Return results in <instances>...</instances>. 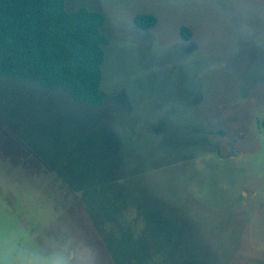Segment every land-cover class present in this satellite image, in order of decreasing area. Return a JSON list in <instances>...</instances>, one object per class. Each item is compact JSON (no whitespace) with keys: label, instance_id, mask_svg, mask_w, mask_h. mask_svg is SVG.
<instances>
[{"label":"rangeland","instance_id":"1","mask_svg":"<svg viewBox=\"0 0 264 264\" xmlns=\"http://www.w3.org/2000/svg\"><path fill=\"white\" fill-rule=\"evenodd\" d=\"M66 7L106 17L108 98L0 76V264H264V0Z\"/></svg>","mask_w":264,"mask_h":264},{"label":"trees","instance_id":"2","mask_svg":"<svg viewBox=\"0 0 264 264\" xmlns=\"http://www.w3.org/2000/svg\"><path fill=\"white\" fill-rule=\"evenodd\" d=\"M67 0H0V76L64 90L75 102L90 108L108 98L103 90V66L110 40L106 17L80 7L69 11ZM135 24L149 30L154 14L139 13ZM193 32L181 27L190 40Z\"/></svg>","mask_w":264,"mask_h":264}]
</instances>
